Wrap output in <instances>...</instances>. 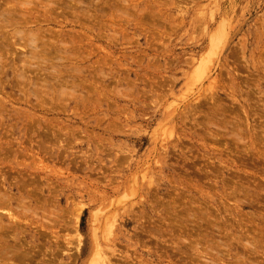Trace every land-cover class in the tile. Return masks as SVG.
Segmentation results:
<instances>
[{"label": "rangeland", "instance_id": "obj_1", "mask_svg": "<svg viewBox=\"0 0 264 264\" xmlns=\"http://www.w3.org/2000/svg\"><path fill=\"white\" fill-rule=\"evenodd\" d=\"M11 1L0 264H264V0Z\"/></svg>", "mask_w": 264, "mask_h": 264}, {"label": "bare ground", "instance_id": "obj_2", "mask_svg": "<svg viewBox=\"0 0 264 264\" xmlns=\"http://www.w3.org/2000/svg\"><path fill=\"white\" fill-rule=\"evenodd\" d=\"M4 2V4H6V6H9V8L8 7H6L5 6V8H4V10H1L0 9V55H5V54H7V55H14L15 56V54L17 53V55H16V58H20V57H18V55H20L21 54V56L22 55H25V52L21 49L22 47L24 48V49H28L29 48V52L27 53V55H29V56H25V58H23V59H26V57H29L30 58V62H31V60H33L35 57L34 56H36V58L35 59H37V55L39 56V55H41L42 57H43V55H46L47 53L48 54H52L53 53V51L55 52V53H53V55H60V51L62 50V48H61V50L59 51V45L57 46H53V45H48V44H46V42L45 43H42V44H38L37 43V41H38V39H40V38H37V34L36 35H34V34H28L27 33V35H29L28 37H29V41L27 42V43H23V45H22V43H21V47H20V50H22L23 52V54L22 53H20V54H18V51L19 50H17L18 49V47L16 48V42L14 43L13 42V38H15V37H11L10 35H12L11 34V30H13V32H15L16 34H18V32H16L17 30H19V34L21 35V34H23V32L21 33L20 32V29H23V28H25L26 27V25L27 24H29L26 20H29V19H27L28 17L25 15V17H27L26 18V20L25 19H23L22 17H21V14L22 13H20V12H17L18 14H20V18L18 17H16V15H14V14H12L11 12L13 11L14 13L17 11H15V10H13L14 8L13 7H11V0H3ZM11 1V2H10ZM21 1H24V0H21ZM33 1V0H32ZM49 1V0H48ZM34 2V1H33ZM30 3V2H29ZM29 3H21V4H29ZM76 3V2H75ZM75 3H70V4H75ZM15 4H16V2H15ZM3 5V4H2ZM24 5V6H25ZM26 5V6H27ZM14 6V5H13ZM19 6H21V5H19ZM25 6V7H26ZM75 6V5H74ZM4 7V6H3ZM22 7V6H21ZM24 7V8H25ZM0 8H1V6H0ZM10 8H13V9H10ZM3 9V8H2ZM20 9V8H19ZM11 10V11H10ZM24 10V9H23ZM26 11H27V8L25 9ZM20 11H21V9H20ZM23 13H24V11H22ZM26 14V13H25ZM30 15H31V13H29ZM28 14V15H29ZM18 16V15H17ZM24 17V16H23ZM24 17V18H25ZM77 19V18H76ZM78 20V19H77ZM34 21H36L35 19H34ZM35 23H37V21L35 22ZM34 23V24H35ZM44 23V22H43ZM40 24H42V23H40ZM39 24V25H40ZM60 24V23H59ZM30 25H32V23L30 24ZM29 27V26H28ZM31 28V27H30ZM7 29V30H6ZM28 29V28H27ZM36 29H38L37 27H36ZM34 30V29H33ZM40 30V29H39ZM31 31V30H30ZM42 31H45V30H42ZM60 31H61V29H60ZM59 31V32H60ZM222 31V30H221ZM221 31L214 37V39L212 40L213 41V47L216 45V43H217V41L220 39V34H221ZM12 32V33H13ZM27 32H28V30H27ZM46 32H48L49 33V31H45V37L47 36V34H46ZM52 32H54V30L53 31H51L50 32V35H51V33ZM57 32V31H56ZM55 32V33H56ZM62 32V31H61ZM31 33V32H30ZM37 33V32H36ZM55 33H54V35H55ZM15 34V35H16ZM39 34V33H38ZM49 35V36H50ZM59 35V34H58ZM12 38V39H10V37ZM25 36V35H24ZM40 36H43L42 34L40 35ZM56 36V35H55ZM54 36V37H55ZM27 37V38H28ZM51 37V36H50ZM53 37V36H52ZM43 38V37H42ZM58 38V37H57ZM23 40H25V39H23ZM28 40V39H27ZM56 40V39H55ZM15 41H16V39H15ZM40 41L41 42H43L41 39H40ZM48 41V40H47ZM30 42V43H29ZM49 42V41H48ZM62 42V41H61ZM49 44H50V42H49ZM53 44V43H52ZM55 44V43H54ZM47 47H49L50 49L46 52V49H47ZM51 49H53V51H52V53H49V52H51L50 50ZM63 51H61V54L63 55L64 53H62ZM47 54V55H48ZM2 56H0V62H1V57ZM33 58H32V57ZM40 56V57H41ZM41 57V58H42ZM32 58V59H31ZM28 59V58H27ZM26 59V60H27ZM17 60V59H16ZM29 62V61H28ZM24 63V62H23ZM34 63V62H33ZM33 63H30V64H33ZM25 66H30L29 64H27V62L25 61ZM201 63H199V65H200ZM31 66H33V65H31ZM24 67V66H23ZM203 65L201 64V66H200V70H196V71H198L199 72V74H198V76L199 75H201V74H204L205 73V69H203ZM0 68H1V66H0ZM25 68H29V67H25ZM24 68V69H25ZM196 73V72H195ZM23 74V73H22ZM203 76V75H202ZM16 77H17V75H16ZM20 77V76H19ZM18 77V78H19ZM201 77V76H200ZM18 78H16L17 79V81H19L18 80ZM21 78H25V77H22L21 76ZM21 78H20V80H21ZM23 81V80H22ZM21 81V82H22ZM19 83V82H18ZM20 85H21V83H20ZM19 85V86H20ZM16 86H17V84H16ZM6 194V193H5ZM4 195V194H3ZM3 197V196H2ZM8 197H9V195H8ZM11 197V196H10ZM6 201V200H5ZM4 201V202H5ZM6 203V202H5ZM3 205H4V203H3ZM2 207V206H1ZM9 206H8V204L7 205H5L4 206V208L2 207V209H0V211H2V212H4V213H6L5 212V209H7ZM2 217H3V215L2 214H0V218L2 219ZM10 217H12L11 215L9 216V217H7V218H10ZM1 221V220H0ZM77 222V221H76ZM4 227V226H3ZM0 230H1V228H0ZM4 230V229H3ZM78 237V236H77ZM81 238V237H80ZM81 240V239H80ZM80 241H79V239H77V250H78V247H79V245H80ZM91 245V244H90ZM94 245V244H93ZM95 252H93V253H91V255H92V257L88 260V261H86V264H87V262H89V264H93L94 262L95 263H97V264H101L100 263V261L102 260V257H101V253H100V251H98L97 249L96 250H94ZM200 252V251H199ZM216 256V255H215ZM9 259H11V258H9ZM13 259H14V257H13ZM238 264V263H237Z\"/></svg>", "mask_w": 264, "mask_h": 264}]
</instances>
